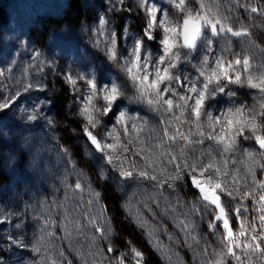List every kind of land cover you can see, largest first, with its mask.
Instances as JSON below:
<instances>
[{
	"label": "rangeland",
	"instance_id": "rangeland-1",
	"mask_svg": "<svg viewBox=\"0 0 264 264\" xmlns=\"http://www.w3.org/2000/svg\"><path fill=\"white\" fill-rule=\"evenodd\" d=\"M178 3L179 0H0V105H7L0 107V264H119L121 259L123 264H139L114 255L121 236L105 216L102 191L115 200L114 220H123L124 228L132 235L127 240L137 251L152 253L160 264H237L227 254L226 244L233 247L236 255L249 253L243 264H264V253L244 247L251 242L253 228L256 234L262 232L258 217L264 202L259 201L262 190L258 182L264 181V149L254 138L244 139L251 136L247 129L244 136L236 137V148L228 153L221 154L222 145L207 138L209 132L218 135L222 128L225 138H229L231 130L224 115L237 107L259 112L264 93L227 84L224 93L206 101L215 131L208 126L207 117H201L203 136L197 135L190 109L177 120L180 109L175 106L166 113L132 99L137 95L136 88L123 65L131 59L134 40L143 41L142 58L147 52L155 59L163 49V29H153L154 39L148 40L140 33L138 23L145 28L146 10L156 6L158 23L166 12L169 23L178 26L186 15L176 7ZM203 3L228 17L226 23L234 31L244 28L248 34L223 32L212 38L208 30L194 51L178 49L182 59L172 69L173 74L181 81L187 76L199 88L203 77L197 67L205 55L210 67L216 57L222 56L227 62L247 55L249 72L243 73L242 65L238 66L242 78L264 74L260 47L264 0ZM253 7L258 11L252 12ZM74 8L82 14L77 25L67 20ZM185 8L194 13L200 3L185 0ZM101 19L105 21L103 25ZM113 34L116 60L110 59L108 52ZM209 39L211 51L206 42ZM69 76L76 80L75 84L68 80ZM88 80L97 85V95L91 102L87 99L92 94ZM189 81L184 82L188 87ZM113 82L124 94L105 115L100 89ZM175 87L181 94L195 95L188 93L184 85ZM229 91L235 95H228ZM59 92L65 96V104L56 102ZM192 103L194 100L189 101ZM85 107L101 109L92 112L99 121L95 128L88 125L82 111ZM120 112L126 114L125 120L117 123ZM33 116L36 118L31 119ZM216 118L221 123H215ZM257 120L264 123V117L258 116ZM76 121L82 126L80 130ZM86 127L102 144L116 147L106 153L97 151L87 137ZM166 128L170 135L179 130L203 143L185 146L182 139L173 143L164 135ZM117 134L118 141L113 138ZM259 134L264 135V129ZM122 144H127V151ZM182 148L186 156L181 155ZM108 155L121 159L108 163ZM170 156L177 159L169 163ZM197 157L204 164L212 161L213 172L220 168L221 173H228L227 177L215 175L214 179L226 180L229 190L239 189V195L234 192V200L217 190L233 230V237L224 243L223 221L215 220L219 210L203 200V194L191 183L188 169L181 179L163 183L176 174L177 164L183 166L185 160L191 163ZM121 161L124 169L133 171L131 177L121 175ZM133 164L137 165L135 169ZM141 169L158 179L140 177L137 173ZM195 175L204 182L198 171ZM183 176L194 189L193 200L188 197ZM232 177H236L235 184ZM76 184L81 187L77 189ZM247 192L252 195L243 199ZM236 207L241 209L239 215L235 214ZM210 223L216 228H210ZM241 231L245 236L239 235ZM109 247L112 251H108Z\"/></svg>",
	"mask_w": 264,
	"mask_h": 264
},
{
	"label": "snow or ice",
	"instance_id": "snow-or-ice-1",
	"mask_svg": "<svg viewBox=\"0 0 264 264\" xmlns=\"http://www.w3.org/2000/svg\"><path fill=\"white\" fill-rule=\"evenodd\" d=\"M200 3V9L195 13L190 8H185V0H179V3L176 4V7L181 12H186L185 18L181 25L173 26L166 19V12L163 13V17L159 23L157 22V12L158 8L152 6L147 8V21L146 27L144 28V35L148 40H153L154 36L152 35V30L155 28L163 29V37L161 44L163 46L162 54L158 55L155 59L152 58L150 53L145 52L142 58V49L145 47L141 39H136L133 42L132 51L129 53L131 59H126L124 61L123 70L128 75L129 79L132 81L133 86L136 88L137 95L132 97V99L140 100L146 102L154 110L163 111L166 113H171L174 106L180 109V116L175 117L179 120L184 116L185 110L190 109L191 115L195 117V126L198 129L197 135L203 136L204 132L202 131V125L200 123L201 117H207L208 126L215 131L213 117L211 113L206 111V101L210 98H213L217 93H224L227 84H237L240 86H247L254 89H259L260 92L264 93V74L260 76H253L248 74L246 78H242V72L238 66L243 67V73H248L250 68V60L247 55L241 59L237 56L234 60L227 61L224 57H216L212 62V66H209V57L205 55L202 57L200 64L197 67L199 75L203 77V80L200 81V87L196 86V83L189 81L187 76L184 77V80L181 81L180 76L174 75L172 69H175L178 66V63L181 62V52L178 50L183 47L189 50H193L197 47L198 41L202 38L204 31L210 29V32L213 36L218 35L219 33L228 32L234 36L247 35V29L241 28L239 30L233 29V27L226 23L228 17L223 16L218 12V10H213L211 7L205 5L203 0H198ZM143 3L141 7H143ZM252 12H257L258 9L253 7L251 8ZM209 13L211 15H209ZM105 21L100 20V24L103 25ZM219 26V28L217 27ZM178 28L181 29L178 31ZM177 38H182V44L179 43ZM208 50L211 51V40H207ZM112 47L108 49L110 59L116 60L117 53L115 50L116 39L113 34L111 40ZM187 54H185V57ZM230 72L232 73L230 75ZM84 79V77H80ZM68 80L75 84L76 80L71 76L68 77ZM185 81H189L191 86L188 87L184 84ZM227 83H224V82ZM87 83L92 89V94L87 97L88 101L91 102L93 96L97 95V85L92 80H88ZM180 84L186 87L188 93H193V95H184L177 92L175 85ZM100 92L103 93L102 99L105 102L103 108V114L107 115L108 112L112 109L113 104L123 96V91L119 85L116 83H111L110 85L105 86L100 89ZM228 95H235L234 92L229 91ZM165 96L168 98L165 99ZM173 97H176L177 100L174 101ZM190 100H194V103L189 104ZM182 102V103H181ZM166 106V107H165ZM0 107H7V105H0ZM83 114L87 116L88 125L92 128H95L99 121L92 114L93 111L99 112L101 109L93 107L91 110L88 107H85ZM126 114L120 112L117 118V123H121L125 120ZM264 117V104L260 105V111L257 112L255 108L245 109L244 107H237L234 110H229L228 113L224 115V119L227 121V126L231 130V135L229 138H225L223 133V128L221 133L218 135H213L212 132L207 134V138L213 140L218 145H222V153L232 152L236 148V137L244 136V132L247 129L251 136H244V139L254 138L257 144L261 149H264V135L259 134L262 129H264V123H260L257 120V117ZM35 119L36 117H30ZM186 122H192L190 120ZM215 123H221L219 118H216ZM133 130H136V125H132ZM87 137L91 141V144L95 146L96 150L101 153H106L108 149H114L116 145L114 144H102L101 141L97 139L96 136L92 134L91 131H87ZM124 131L127 133L128 129L125 127ZM111 136V134H109ZM164 135L167 136L173 143L177 139H182L185 141V146L193 143H203V140L193 141L189 135H185L182 132L177 130L173 134H169L168 129H164ZM118 141V134L116 137H113ZM130 143V141H129ZM124 151L128 150L127 144H122ZM138 155V153H137ZM181 155L186 156L187 153L184 149H181ZM251 155V154H248ZM120 160V156L108 155V163H112L113 160ZM126 159V158H125ZM177 157L170 156L169 163H173ZM133 169L137 167L136 164L132 165ZM121 175L125 177H131L133 171L123 168V161L120 163ZM177 172L175 175H170L168 179L164 180L163 183H169V181H175L182 178V174L185 169H188V175L191 177V183L200 190L203 194V200L210 201L211 204L215 205L219 210V213L215 215L216 221H223V228L226 231V235L222 239V243L230 240L233 237V230L230 227L228 219V211L225 206L221 204V195L217 194V190H220L222 193H225L228 197H231L233 200L236 198V195H239V189L229 190L225 185L227 181L221 182L220 180L214 179L215 175H222L224 177L228 176L227 172L221 173L220 168H215L214 172V163L209 161V163L204 164L198 157L193 160L191 163L188 160H185L184 165H176ZM200 173V176L204 178L202 183L200 179L195 175L196 172ZM207 173V175H205ZM140 177L149 178L152 180H157L158 177L150 175L146 170L141 169L137 173ZM233 184L236 182V177H232ZM255 183V181H254ZM171 186V185H169ZM207 186V187H206ZM80 184H76V188L79 189ZM258 187L262 190L259 201L264 202V181L258 182ZM234 192L236 195H234ZM252 195V192H247L243 194V199L248 198ZM231 207V204L228 205ZM198 211V210H197ZM259 215L258 219L260 221V228L262 232L256 234L255 228L252 229L253 235L251 237V242L246 243L244 247L246 249H251L252 252L260 251L264 253V248L261 247L264 244V203H261L259 206ZM241 212L240 207L235 208V214L239 215ZM210 228L215 229L216 225L214 223L209 224ZM100 231L101 229H97ZM241 237L245 236V231L239 233ZM11 239V238H10ZM12 243H17L16 240H12ZM21 246H23L21 244ZM227 247V254L232 256L237 264H243V258L248 256V252L243 253V257L236 255V252L233 250V247L225 245ZM239 247V245H236ZM39 251V249H36ZM108 251H112L109 247ZM136 257H141L142 253L136 251ZM119 264H123V259L120 260ZM217 264H222V261H218Z\"/></svg>",
	"mask_w": 264,
	"mask_h": 264
},
{
	"label": "trees",
	"instance_id": "trees-1",
	"mask_svg": "<svg viewBox=\"0 0 264 264\" xmlns=\"http://www.w3.org/2000/svg\"><path fill=\"white\" fill-rule=\"evenodd\" d=\"M69 13L70 14H69V17L67 20H69V22L72 25H77L78 21L80 20V18L82 16L81 12L77 8H74ZM138 26H139L138 28H139L140 33H142V36L144 38H146L144 35V31H143L144 30V24L139 21ZM260 43H261L260 44L261 51L264 54V37L261 38ZM55 100H56V102H58L60 104H65L67 101L62 92H59L57 94ZM72 119H74V118H72ZM76 128H78L79 130L82 128L81 124L77 121H76ZM183 177H184V185H185L188 197H190V199L193 200L194 189H193L191 184L187 183V181H186L187 179L185 178V176H183ZM102 192H103V195H102L103 196V198H102L103 202L102 203H103V210H104L105 216L110 219L111 223H113L112 225H113V228L115 229L114 232L119 230L120 236H121V240H119V245H118L117 249H115L113 252V253H115L114 255H116V256L119 255L121 257L124 256V257L134 259L139 264H160L158 262L157 258L152 253L145 254V253L141 252L142 253L141 257H139V258L136 257L135 253L137 250L135 249L134 244L131 242V240H127L128 237L132 238V235H130V233H128L129 231L124 228L123 220H121V219L114 220L113 209L115 206V200L111 201L112 198H109V197L107 198L108 194L105 193L104 191H102ZM195 203L198 204L201 211L203 212L204 210L201 208L200 203L198 201Z\"/></svg>",
	"mask_w": 264,
	"mask_h": 264
},
{
	"label": "water",
	"instance_id": "water-1",
	"mask_svg": "<svg viewBox=\"0 0 264 264\" xmlns=\"http://www.w3.org/2000/svg\"><path fill=\"white\" fill-rule=\"evenodd\" d=\"M196 11H197V10H196ZM196 11H195V12H196ZM195 12H194V13H195ZM184 18H185V16H183V17L181 18L180 25L182 24ZM217 27L219 28V26H217ZM180 30H181V29H180ZM208 30L210 31V29H207V30L204 31V33L207 32ZM220 34H222V33H220ZM209 35H210V37H212V38H214V37L216 36V35L213 36V35L211 34V32L209 33ZM202 37H203V36H202ZM179 39H180V43L182 44V38H179ZM201 40H202V38L198 41V44L200 43ZM198 44H197V46H198ZM181 49H182V50H185V51H191V52L195 50V49H193V50H189V49H186V48H183V47H181Z\"/></svg>",
	"mask_w": 264,
	"mask_h": 264
}]
</instances>
